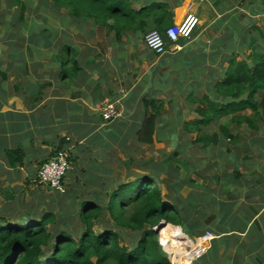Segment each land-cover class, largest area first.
Returning <instances> with one entry per match:
<instances>
[{
    "label": "trees",
    "instance_id": "1",
    "mask_svg": "<svg viewBox=\"0 0 264 264\" xmlns=\"http://www.w3.org/2000/svg\"><path fill=\"white\" fill-rule=\"evenodd\" d=\"M3 1L5 10H15L11 20L17 21L11 25L9 20H0V32H7L4 54L15 64L22 63L18 69L20 74H27V61L41 56L43 59H52V55L53 61H58L61 66V76H66L68 64L75 63L74 54H106L108 51L126 54L124 45L129 42L126 36L133 37L138 47L147 32L156 30L165 38V29L173 24L170 0H34L36 5L29 11L31 15L26 22L18 20V10L22 12L24 9L21 0ZM229 1L236 3L238 0ZM245 1L240 0L241 3ZM245 8L251 15H264V0H247ZM44 9L57 14L60 11L62 13V10L67 13L58 14L57 18L48 13L42 14ZM52 19L55 22L64 20L61 26H56ZM20 25L26 29L27 36L11 31ZM237 26L235 20L232 31L236 32L232 36L235 34L238 37ZM69 27H76L87 39L95 38L96 30L100 31L99 34L104 36L99 42L101 50L82 53L64 35L65 29ZM260 36L264 39L263 33L258 32L247 39L248 43L242 42L240 50L237 48L241 51L245 46L255 54H247L237 61V55L240 54H233L234 50H230L225 76L215 84L220 108L217 109L215 100H209L207 96V108L199 110L202 119L183 123L181 128L172 121V124H160L157 133L167 135L173 148L181 145L180 138H176L181 137L182 133H195L191 142L182 145L186 148H217V157L225 160L223 166L229 163L233 171L214 174V180L226 182L230 179L229 184H243V189L247 183V199L238 203L240 216H224L231 205L219 198L224 185L218 196L213 193L211 186L209 188L206 185L201 192L193 189L183 196L180 190L184 182L176 183L170 177L159 176L165 170L175 175L176 170L162 161L155 162L151 165L153 173H135L130 176L127 172L126 175L132 180L106 189L105 203L102 197L97 200L85 199L75 207L65 198L60 204L52 200L45 211L36 212L37 203L23 205V209L9 213L0 211V264H170L157 237L164 223L181 229H171L173 227L170 226L163 229V233L169 236L164 247L176 264L180 256L186 254L185 237L206 234L214 237L205 253L192 264H247L264 260L256 254L251 258L250 254L256 248L264 249V218L260 213L264 204L252 202L253 197L264 201V193L256 188L264 184V169L259 173L256 169L247 170V164L241 163V160L247 162L244 159L247 156L237 155L236 143L240 141V136H232L227 126H219L222 138L216 133L208 134L202 130L211 120L227 115H230L229 123L244 125L251 132H258L264 126V54H256L255 46ZM25 43H31L26 48L30 51L36 48L39 54L24 52ZM135 49L138 54H153L149 50ZM247 58H252L250 65ZM156 102L158 100L151 98L143 101L145 117L134 132L136 142L153 144L152 137L158 131L157 118L161 111V103ZM246 110L250 112L241 113ZM225 142L226 150H222ZM66 143L64 138H58L56 150H62ZM5 153L10 154L11 151L6 150ZM176 155L177 152H174L168 159L177 162ZM182 163L185 166V162ZM213 165H216L215 162ZM192 183L194 186L198 182L192 180ZM163 185L166 186L165 193L162 192ZM211 208L213 210L210 212ZM105 211L116 228L132 233L129 246L120 243L119 234L114 229L100 226ZM67 216L78 217V222H75V218L70 221ZM255 218L260 219V226L254 222ZM184 222L189 224L187 228H183ZM95 228L99 229L97 233L94 232Z\"/></svg>",
    "mask_w": 264,
    "mask_h": 264
},
{
    "label": "crops",
    "instance_id": "2",
    "mask_svg": "<svg viewBox=\"0 0 264 264\" xmlns=\"http://www.w3.org/2000/svg\"><path fill=\"white\" fill-rule=\"evenodd\" d=\"M170 4L173 24L182 21L187 13L197 16L202 23L190 39L178 40V50L171 51L170 41L165 37L166 53L161 56L74 54L75 63L68 64L66 76H61V66L53 61L52 55V59L41 56L27 61V74L18 72L22 63L10 60L5 69L9 70L14 64L16 71L7 74L0 70V211L9 213L40 201L51 204L53 200L60 204L65 198L75 207L85 199L102 197L106 201V189L132 180V177L125 178L126 172L130 176L134 172L145 173L139 171L141 165L136 162L131 169L129 163L135 161L137 153L130 148L147 145L149 152H155L153 144L136 142L134 136L145 117V99L161 103L156 135L160 124H172V121L181 128L183 123L202 119L199 110L207 108L208 99L220 103L215 84L225 76L231 47L224 54L223 45L216 47V44L222 43L223 33L229 34L227 40L234 37L231 35L234 18L226 17L230 16L234 3L228 0H170ZM199 6L202 12L197 15L195 7ZM246 15L249 26H252L251 16L259 23L264 22V15H251L248 10ZM99 33L96 30L94 42H101ZM259 41L262 50L257 49L256 54H264L262 36ZM144 49L147 50L141 46V50ZM247 54L255 52L247 48ZM251 60L247 58L249 65ZM178 73L185 77L178 83L183 86L181 89L175 87ZM13 74L18 76V83H13ZM184 93L188 95L182 97ZM103 101H109L120 112L117 119H102ZM183 102H187V112L181 116L171 112ZM58 138L67 141L63 149L67 150L71 164L61 191L38 185L36 181L38 167L54 154ZM6 150L11 153H5ZM122 153L128 156L127 162ZM261 169L256 167L258 173ZM122 173L123 177L118 180ZM257 199L253 197L252 202L264 204Z\"/></svg>",
    "mask_w": 264,
    "mask_h": 264
},
{
    "label": "rangeland",
    "instance_id": "3",
    "mask_svg": "<svg viewBox=\"0 0 264 264\" xmlns=\"http://www.w3.org/2000/svg\"><path fill=\"white\" fill-rule=\"evenodd\" d=\"M223 1V0H222ZM229 1V0H228ZM231 2V1H229ZM21 3L24 6V9L21 11L18 10V15L20 16L18 18V20H20L21 22H26L29 17H30V10H32L35 7V2L34 0H21ZM233 8H230V16H226L227 18H234V21L236 20V22H238L237 25H241L242 26H237V33H238V37L237 35L234 34V37L232 40H227L229 34H225L222 37V43H217L216 47H220V45H223V49L226 50L224 51V54L228 53V49L229 47L235 49V47H237L240 50V45L243 42L245 44V42H247V39L251 38L252 36H254V34L260 30L263 32L264 35V22L263 23H259L258 19L252 17V26L247 25V9L245 7H247V0L243 3L240 2V0H238L236 3H234ZM6 9V4L3 0H0V20L2 22H8L11 25H14L17 21L15 20H11V16L12 13L15 12V10L13 9H9V10H5ZM202 12L200 6L199 7H195V13L197 15H200V13ZM44 13H48L51 14L57 18H59L58 14H66L67 12L62 10L57 14L49 9H44L42 11V14ZM190 13V12H189ZM22 14V16H21ZM39 14H41V12H39ZM192 14V13H191ZM250 14V13H249ZM188 15V13H187ZM195 16V15H194ZM260 16V15H259ZM262 16V15H261ZM198 20L197 26L199 24H202L201 22H199V19L197 16H195ZM49 20H51V18L48 16ZM244 18H246V20H244ZM53 20V19H52ZM64 19H59L57 20V22H55L53 20L52 23H55L56 26H61L60 24L63 22ZM259 23V25H258ZM20 24H24V23H20ZM259 27H258V26ZM258 27V28H257ZM242 28V29H241ZM261 28V29H260ZM66 32H64V35L67 37V39L69 40V42H72V44H74L82 53H91L93 51H99L101 50V44H96L94 42V40H96V37L93 38V41H91V39H87L85 38L82 33H80L76 27H69L67 29H65ZM12 32L16 31L17 33H20L22 35L27 36L26 33V29L24 28L23 25H20L18 28H13L11 30ZM236 32V30L231 31V33ZM247 32V35H246ZM104 36L101 35L100 38L103 40ZM236 38L238 39V41L236 40ZM7 32L5 30L0 32V70H2L3 72H7V74H12L16 71L14 65L11 66L8 69H5L6 67H8V63H9V59L6 56V54H4V51L7 49ZM126 39H128L129 42H127L124 47L127 50L126 54H138V51L135 48H138L136 46V42L133 39V37L130 36H126ZM61 41H63L62 39H60ZM6 42V43H5ZM31 43H25L23 45V51L27 52V54H39L38 52H36V48L32 49L31 51L29 49H27V45H30ZM226 44V45H225ZM260 41H256V50H262V48L260 47ZM235 47H232L234 46ZM141 46L143 47V43L142 40H140V47L138 48V50H141ZM117 48H119V46H117ZM214 50V48H213ZM234 50L233 54H240L237 55V60L243 59L245 56H247V47L245 48V46L242 47V50ZM215 51V50H214ZM106 54H114L111 52H107ZM212 73L215 75L216 72L212 71ZM179 77L175 79V87L178 89H181L183 86L179 85L178 83L182 82L185 77L183 76V73H178ZM15 77L13 83H18L19 82V78L18 76L14 75ZM192 80H195L196 78H192ZM188 95V93H184L182 97H186ZM180 102V101H178ZM215 102V107L218 109L221 107V103L219 102ZM183 104V105H182ZM181 107H177L173 110H171V112L178 114L179 116L182 115V113L187 112V102H183L181 103ZM207 107V106H206ZM250 111L246 110L245 112H241L244 114L249 113ZM201 118V117H200ZM229 118L230 115L227 116H219L216 119H213L210 121L209 124L205 125L202 127V130L208 134L210 133H216L217 136L219 138L221 137V132L219 129L220 125H225L228 127V129L230 130V134L232 136L235 135H239L240 136V141L238 143H236V149H237V155L241 156V155H246L247 157H245L244 159L247 160V162H245L244 160H241L242 164H247V170L248 169H256V167L258 168H262L263 169V165H264V157H263V153H264V126L258 131V132H251L248 131L247 129H245L244 125L241 126H236L233 123H229ZM216 120V123H215ZM195 137V133L193 134H185L182 137H177V139L180 138V142L181 145H186V142H191ZM153 146L152 149L155 150V152H149L147 150V145H144L143 147H139L137 149H131V151L134 150L135 153H137V155L135 156V161H132L129 163V165L131 166V169L133 168L132 165L135 164V162L140 166L139 171H144L145 174H149V173H153L154 171L151 170V165L155 162H164L166 165L171 166L172 170H176L177 174L173 175L170 173H167V170L165 171H161L159 173L160 178H168L170 177L171 181H175L176 183H181L184 182V185L182 186V189L180 190L181 194L184 196H186V194L190 191V190H195L198 192H201L203 190V188L206 186H211V188L214 190V194L215 195H219L217 194L220 190V188L223 186L222 191L219 195V198L227 203H231L230 206H228L227 208V212H225L224 216H240L241 214L239 213V207H238V203L245 201L247 199V183L244 184V189H243V184H229L230 179H228L226 182H221L219 180V182H216V180H214L213 175L214 174H223V173H227V172H232L233 170L231 168H229V163L223 166V161L225 162L224 158H219L217 157V148H215V150L212 149V147L208 146L206 148V150H200V149H196L193 147H188L186 148L185 146H182L181 149H179L180 146H176V147H171L170 145V141H169V137L167 135H156L153 134ZM227 143L225 142L223 144V148L222 150H226V145ZM151 146V145H149ZM189 146V145H188ZM152 149H150V151H152ZM213 150V151H212ZM109 151V148H108ZM233 151V149L229 152L231 153ZM143 152V153H141ZM174 152H177V157H176V161H173L171 159H168L169 156ZM130 154H133L132 152H130ZM122 158H124V160L127 162L128 160V156L126 154H121ZM222 161V162H221ZM185 162V166L184 163ZM213 162H215L216 165H213ZM222 165V166H221ZM209 168V169H207ZM240 170H242L241 172H243V168L241 166H239ZM206 169V171H205ZM247 170H245L244 174L245 176L247 175ZM123 171V170H122ZM125 172V171H123ZM127 173V172H126ZM136 172H134L135 174ZM197 173V174H196ZM156 174V173H155ZM116 176V175H115ZM118 177V176H117ZM123 177V173L121 175L120 178H118V180H120ZM128 177L125 174V178ZM130 178V177H129ZM127 178V179H129ZM208 178V179H207ZM207 179V181H205ZM184 180V181H183ZM192 180L198 182L196 183L194 186H192ZM264 184L261 186H256L257 189H259L260 191H262L264 193ZM166 186H162V192L165 193L167 192V190H165ZM257 197H255V201H257ZM102 201L105 203L107 202L104 201V199L102 198ZM38 204V207H36V212L42 211V210H46L49 208L50 203H42L41 201ZM243 205V204H242ZM241 205V206H242ZM213 210V208L210 209ZM230 214H229V213ZM103 217H101L102 219V223L100 224L101 227H107L110 229H114L118 234H119V239H120V243L124 244L126 246L130 245V241L132 240V233H130L127 230L121 229V228H116L112 222V220L109 217V214L107 211H105L103 213ZM187 214V212H186ZM264 215V211L262 213ZM76 219L75 222H78V217L76 216H67V219H69L70 221L73 219ZM233 218V217H232ZM231 218V219H232ZM68 221L69 224H71V222ZM255 223L257 224V226H260V219L259 218H255L254 219ZM183 228H187L188 227V223L184 222L183 224ZM167 226L173 227L171 229H179L181 230L179 227L177 226H173L172 224H167ZM213 227V226H212ZM99 229L95 228L94 232L97 233ZM262 230L264 231V227L262 228ZM169 231V230H168ZM158 242L160 244V246H163L164 243L169 239V236L165 234V232L163 233V235H161V232H158ZM198 237H196L197 239ZM203 238V237H202ZM195 239V236H192V240L193 242L191 243L190 239L188 238V236L185 237L184 239V244L187 247L188 245L190 247H192V249H195L196 247L194 246L195 242L197 243ZM203 243V242H201ZM200 242H198V245L200 244V246L202 245ZM207 245V244H206ZM188 251V248H187ZM186 252V254H184V257L180 256L179 261L177 264H189L190 261V252ZM168 254V253H167ZM251 254V258H253V254H256L258 256H260L261 258L264 259V249L256 248L253 250V252H250ZM169 259L171 258V255H168ZM192 264V263H191ZM247 264H264V260L259 261L258 263H255L254 261L252 263H247Z\"/></svg>",
    "mask_w": 264,
    "mask_h": 264
},
{
    "label": "built area",
    "instance_id": "4",
    "mask_svg": "<svg viewBox=\"0 0 264 264\" xmlns=\"http://www.w3.org/2000/svg\"><path fill=\"white\" fill-rule=\"evenodd\" d=\"M198 20L192 15L188 14L179 23H174L165 29L164 35L170 41L171 51L179 49L178 40L180 38L190 39L194 28L197 26ZM143 44L146 49L157 56H161L166 53V42L163 36L156 30L147 32L143 37ZM120 116V112L114 107L112 103L103 101L101 105V117L104 121H111ZM69 170V162L66 152L59 151L54 154L50 159L45 161L37 170V182L40 185L49 187L55 190H62V181L66 172ZM167 226V225H166ZM164 226L163 229L166 227ZM163 229H161V235H163ZM203 237V238H202ZM201 238H197L196 248L192 249L189 245L187 246L190 252L191 264L196 259L200 258L208 248V242L214 237L210 234H206ZM191 243L193 240L189 238ZM198 242H203L198 245ZM194 243V244H195ZM207 244V245H206ZM163 250L166 252L167 257L171 255L163 245ZM169 259V257H168ZM174 262V259H169Z\"/></svg>",
    "mask_w": 264,
    "mask_h": 264
},
{
    "label": "clouds",
    "instance_id": "5",
    "mask_svg": "<svg viewBox=\"0 0 264 264\" xmlns=\"http://www.w3.org/2000/svg\"><path fill=\"white\" fill-rule=\"evenodd\" d=\"M196 27H197V26H196ZM196 27H195V28H196ZM195 28H194V30H195ZM194 30H193V31H194ZM192 33H193V32H192ZM191 35H192V34H191ZM164 40H165V38H164ZM142 42H143V41H142ZM143 45H144V44H143ZM147 50H148V49H147ZM154 55H155V54H154ZM107 102H109V101H107ZM116 119H117V118H116ZM113 120H115V119H113ZM111 121H112V120H111ZM59 151L66 152L67 150H66V149L56 150V151L54 152V154H56V153L59 152ZM54 154H53V155H54ZM66 154H67V157H68L69 170H70V168H71L70 165H71V164H70V160H69L68 153L66 152ZM53 155H52V156H53ZM52 156H51V157H52ZM51 157H50V158H51ZM50 158H48V159H50ZM48 159H47V160H48ZM47 160H46V161H47ZM44 162H45V161H44ZM44 162H43V163H44ZM43 163H42V164H43ZM42 164H41V165H42ZM39 167H40V166H39ZM39 167H38V168H39ZM69 170H68V171H69ZM68 171H67V172H68ZM67 172H66V174H67ZM66 174H65V176H66ZM65 176H64V177H65ZM64 177H63V178H64ZM36 181H37V173H36ZM62 182H63V181H62ZM37 184H38V182H37ZM38 185H40V184H38ZM41 186H43V185H41ZM44 187H46V186H44ZM47 188H49V187H47ZM49 189H51V188H49ZM53 190H55V189H53ZM55 191H58V190H55ZM167 224H168V223H164V224L162 225V227L160 228L159 232H161V229H163V227L166 226ZM202 236H204V235H202ZM202 236H201V237H202ZM201 237H198V238H201ZM191 239H192V237H191ZM195 239H196V237H195ZM209 242H210V241H209ZM209 242H208V245H209ZM208 247H209V246H208ZM161 248H162V250H163V246H161ZM206 250H207V249H206ZM163 251H164V250H163ZM164 253L166 254L165 251H164ZM166 256H167V254H166ZM167 259H168V257H167ZM196 260H197V259H196ZM168 261L170 262V264H176L175 262H171L169 259H168ZM193 262H194V261H193ZM193 262H192V263H193Z\"/></svg>",
    "mask_w": 264,
    "mask_h": 264
}]
</instances>
